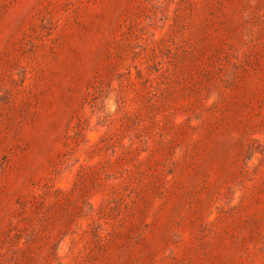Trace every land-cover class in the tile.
Listing matches in <instances>:
<instances>
[{
	"label": "rangeland",
	"instance_id": "obj_1",
	"mask_svg": "<svg viewBox=\"0 0 264 264\" xmlns=\"http://www.w3.org/2000/svg\"><path fill=\"white\" fill-rule=\"evenodd\" d=\"M0 264H264V0H0Z\"/></svg>",
	"mask_w": 264,
	"mask_h": 264
}]
</instances>
